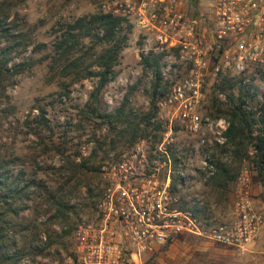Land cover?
<instances>
[{"label":"rangeland","instance_id":"374dc122","mask_svg":"<svg viewBox=\"0 0 264 264\" xmlns=\"http://www.w3.org/2000/svg\"><path fill=\"white\" fill-rule=\"evenodd\" d=\"M208 1L182 0L194 12H204ZM100 3L0 0L15 32L10 70L1 82L4 89L0 88V176L10 182L21 171L18 186L22 185V197L17 214L11 216L12 224L22 226L15 238L24 252L18 264H79L74 231L78 223L95 214L105 170L102 166L115 162L141 141L148 152L143 160L148 168L153 150L157 151L166 133L169 143L160 146L169 154L170 186L180 205L201 201L195 212L205 224L227 218L234 181L245 171L263 221L254 238L243 246L185 233L153 250H144L139 264H264V181L257 173L253 139L228 140L223 134L227 126L220 129L218 125L220 120L228 125L230 104L240 97L242 108L255 112L252 134L259 130L264 67L249 65L241 76H231L228 70L209 75L196 107L201 117L199 127L189 128L175 118L169 130L157 100L181 75L177 50H152L146 34L135 25L126 32L112 71L97 92H93L95 76L76 69L60 73L65 57L59 55L55 60L60 51L52 47L58 28L101 10ZM122 32L123 28L118 38ZM79 39L71 53L72 57L82 55L75 68L95 66L101 43L88 35ZM5 42L1 40L0 45ZM148 51L161 52L154 107L150 103L154 69L140 64V54ZM14 62L23 64L14 67ZM40 109L44 120L39 117ZM221 135L224 140L219 142ZM215 164L225 169L214 173Z\"/></svg>","mask_w":264,"mask_h":264},{"label":"built area","instance_id":"2783aa9c","mask_svg":"<svg viewBox=\"0 0 264 264\" xmlns=\"http://www.w3.org/2000/svg\"><path fill=\"white\" fill-rule=\"evenodd\" d=\"M100 7L142 30L152 50H177L181 75L157 100L169 130L175 118L199 127L196 107L209 75L228 70L241 76L249 65L264 67V0H209L204 12L187 9L182 0H101ZM218 123L220 129L227 126ZM223 140L221 135L218 141ZM163 142L169 143L168 133L153 150L148 168L141 141L102 166L95 214L74 231L79 264H139L144 250L185 233L235 246L254 238L263 217L253 203L249 175L241 172L234 181L229 216L202 223L195 212L201 201L180 205L170 190L171 160Z\"/></svg>","mask_w":264,"mask_h":264},{"label":"trees","instance_id":"16d2710c","mask_svg":"<svg viewBox=\"0 0 264 264\" xmlns=\"http://www.w3.org/2000/svg\"><path fill=\"white\" fill-rule=\"evenodd\" d=\"M8 15V10L4 9L0 4V42L1 40L6 41L5 44L0 45V83L10 70L8 63L13 58V49L15 47V42L13 40L15 32L12 30ZM130 26L131 23L124 17L101 10L78 16L64 23L58 28L59 32L52 43V47L60 51L54 59L56 60L59 58V55L65 57V61L59 68L61 71L60 73L67 74L68 71H71L70 69H76L75 71L78 73L82 71L83 75L95 76L96 85L93 92H97L107 81L112 71L113 61L118 51L122 48V41L126 36V32L129 31ZM122 28L124 32L120 34L121 38H118V32ZM87 35L101 43L100 51L96 55L98 60H96L95 66L75 68L77 67L79 59L82 58V55H75L72 57L71 53L79 43V37ZM160 56L161 52L151 53L148 51L146 54H140L141 66L143 68L153 66L154 69V78L151 83L150 92V103L152 107H154L153 98L155 91L160 85V71L158 70ZM21 63L23 64V62H14L12 65L15 67ZM224 79L227 80L225 82L231 83V81L228 80L229 78ZM239 79L241 80V78ZM222 86L223 83L220 87ZM0 88L2 90L4 89L3 83L0 84ZM242 103L243 100L239 97L236 102L230 104L231 108L228 112L229 122L223 134L231 141L240 138H245L248 141L253 139V146L256 154L254 161L257 167V173L260 180L264 181V95L260 106L262 125L254 134H252V128L256 121L255 112L242 108ZM116 111H118V108H116ZM38 113L40 119L44 120L45 118L41 109ZM223 169H225L223 166L215 164L214 173ZM20 172L15 174L10 182H5L3 177L0 176V264H18L24 253L21 248L22 246L18 247L15 242L16 235H18L17 231H22V226L20 227L11 223V216L16 215L19 209L18 199L22 197V185L18 186L19 182L22 180Z\"/></svg>","mask_w":264,"mask_h":264}]
</instances>
